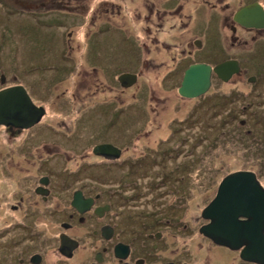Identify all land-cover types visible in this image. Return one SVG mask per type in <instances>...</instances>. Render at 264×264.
<instances>
[{"label":"flooded vegetation","instance_id":"af4514ba","mask_svg":"<svg viewBox=\"0 0 264 264\" xmlns=\"http://www.w3.org/2000/svg\"><path fill=\"white\" fill-rule=\"evenodd\" d=\"M9 1L24 5L34 14L43 13L46 6L43 0H0L2 4ZM143 1L147 13L136 11L132 14L139 25L144 23L143 50L137 51L128 62L137 65V69L116 72L113 82L119 84L114 95L117 100L126 89L142 81L143 69L156 73L159 67L160 70L170 67L158 77L160 86L177 84L178 104L185 99L196 100L190 103L192 109L186 110V121L207 118L209 112L217 111L215 99L223 95L213 90L220 83L231 80L235 89L221 100L223 106L229 99L234 101L228 112H232L233 124L235 121L237 124L239 113H246L250 118H264V94L257 92L262 99L235 105L242 92L252 96L256 95L253 91L258 87H264V22L243 24L236 14L240 8L254 3L264 10V0H199L212 11L222 12L229 38V46L212 47L203 55L202 41L198 38H190L179 47L162 39L165 24L181 14L184 2L189 0ZM176 1L178 8L174 11L176 6L171 5ZM64 2L58 1L59 9L64 7L71 11L74 8L70 7L71 2ZM96 5V10L94 4L86 7L91 24L100 18L102 11L106 18L101 22L121 15L119 0H101ZM231 5L235 6L232 11ZM252 14L250 20L264 16L258 12ZM173 46L177 51L174 49L175 53L170 54L169 62L156 59V53L162 52V48L172 51ZM97 48L93 46L88 51L89 71L76 73L74 91L61 87V91L51 96V104L56 107L54 115H50L47 104L41 103L39 106L45 112L37 123L0 125V264H260L244 259L241 248L219 244L203 230L210 223L204 209L216 196L219 185L213 194L206 189L205 176L190 174L197 162L193 166L183 165L186 173L173 172V152L184 144L175 147L172 141L174 131L180 127L172 123L169 127L151 124L137 128L133 135L130 127L106 125H99L94 131H78V107L103 95L101 90L104 93L113 90L100 70L113 67L107 58L109 53H101L100 57ZM120 57L125 59L124 53L121 52ZM229 59L238 61L239 69L228 80L213 72L206 93L197 97L179 93L190 65L208 63L215 66ZM123 72L135 74L136 80L123 79ZM6 79L1 75V88L7 86ZM57 80L61 83L64 79L57 77ZM246 82L251 85L249 91L243 88ZM241 83L242 88L238 87ZM91 86L96 90H91ZM207 96L212 99L211 103L206 101ZM154 97L152 93V103L167 99L157 98V101ZM102 116L98 111L97 118ZM245 121L239 120L240 124ZM155 122H158V115ZM226 122H229L227 118ZM153 129L157 131L155 136ZM219 129L218 134L225 132ZM114 130L118 131L112 132ZM243 134L249 135L250 131ZM169 160L171 165L167 163ZM260 164L264 165V153ZM192 177L210 199L195 219L190 218L189 201L194 195L190 186ZM212 177L210 180L215 178Z\"/></svg>","mask_w":264,"mask_h":264},{"label":"rangeland","instance_id":"374dc122","mask_svg":"<svg viewBox=\"0 0 264 264\" xmlns=\"http://www.w3.org/2000/svg\"><path fill=\"white\" fill-rule=\"evenodd\" d=\"M43 1L46 6L43 7L44 11L41 14H34L18 3L9 1L2 4L0 2V89H2L1 75H5L7 78L5 85L12 83L24 85L30 91L35 103L47 104L50 107V115H54L56 107L51 104V96L53 93H58L61 87L70 92L74 91L75 81L73 79L76 73L89 71L88 51L91 47L98 46L97 51L100 57L101 53L105 55L109 53L107 58L111 60L110 63L114 67L106 70L100 69L104 72L113 90L106 93L101 90L100 93L103 95L91 102H84L78 107V131H94L99 125H106L115 128L130 127L129 132L133 135L140 127H150L151 124L169 127L172 123V126L180 127L174 131L172 138L175 142L174 146L177 147L179 143L184 142L179 149L173 152L174 167L172 169L174 173H186L183 165L193 166L192 164L197 162L190 174L199 173L205 176L208 182L206 189L207 191L212 190L213 194L217 191L221 179L235 170L255 171L264 185V165L260 164L262 153H264L261 151L264 150V118H250L246 117V113H239L237 124L236 121L235 125L233 124L232 112H228L231 111L234 101L229 99L226 106H223L224 102L221 98L230 96L236 86L234 81L220 83L217 88H214L213 91L216 94L223 95L215 99L217 111L209 112L207 118L199 117L189 122L185 119L188 115L186 110H191L190 103L196 100L185 99L184 103L178 104L177 84L173 87L170 84H164L161 87V82L158 81L160 79L158 77H162V74L166 73L170 67L164 70H160L159 67L156 73L143 69L141 82L126 89L119 100L114 97L115 89H119L118 82L116 85L113 82L116 72L119 70L130 72L133 71L132 69H137V65L128 62L135 57L137 51L143 50L142 39L146 37L143 29L144 23L141 26L132 17L136 11L147 13L143 0H119L122 5L119 17L109 22H101L103 18H106L102 11L100 18L96 19L94 24L88 20L89 10L86 7L94 4L96 10L98 7L96 3L101 0H85L84 2L65 0L64 4L71 2L75 5L70 6L74 7L71 11L64 7L62 10L59 9V0ZM178 1L173 2L171 7H175ZM77 4L80 5L76 9ZM82 4L86 6L82 8ZM177 8L176 6L174 11ZM234 8L235 6L231 5L230 10ZM165 25L166 28L161 34L163 41L179 47L181 43L190 38H198L203 45L201 55L211 51L212 47L229 46L228 31L222 12L212 11L209 6L202 4L199 0L184 2L181 14L176 15ZM99 26H101L100 29ZM174 46L172 51L162 48V52L156 53L158 54L155 56L156 59L160 58L169 62L170 54L175 53L174 49L177 51ZM121 52L124 53L125 59L120 57ZM54 67L60 69L55 70ZM57 77L64 79L63 82L60 83ZM246 83L244 87L242 83L238 87L249 91L251 85ZM92 89L96 90L95 87ZM254 92L256 95L252 96L242 92L244 96L240 95L235 105H246V100L262 99L264 87L260 86ZM257 92L262 95L257 96ZM85 93L86 91L83 90L82 94ZM152 93L155 100L165 97L167 99L163 102L154 101L152 103ZM208 97L205 99L211 103L212 99L209 100ZM239 110L241 111L242 108L240 107ZM98 111L102 112L101 119L97 118ZM156 115H158V122H155ZM226 118L229 122H226ZM241 119L246 120L244 124H240ZM220 127L225 131L222 134L220 132L218 134ZM186 129L189 131L186 132ZM115 131L118 130L112 132ZM151 131L155 136L156 129ZM245 131H250V134L244 135ZM181 158L183 160L179 161ZM167 163L172 164L170 160ZM212 176L215 178L210 180ZM192 179L190 186L194 195L189 201L190 218L195 219L201 207L210 199L198 187L197 179L194 180V177Z\"/></svg>","mask_w":264,"mask_h":264},{"label":"water","instance_id":"95a60500","mask_svg":"<svg viewBox=\"0 0 264 264\" xmlns=\"http://www.w3.org/2000/svg\"><path fill=\"white\" fill-rule=\"evenodd\" d=\"M259 10V11H258ZM264 15L258 3L240 8L236 18L243 24L264 22V16L249 19L250 15ZM239 69L238 61L226 60L215 66L194 63L184 74L179 93L197 97L208 91L212 73L228 80ZM122 78L136 80V75L122 74ZM24 85L17 84L0 89V125L31 126L44 114ZM210 223L203 229L219 244L242 249L241 256L264 264V185L253 170H236L221 181L213 200L204 209Z\"/></svg>","mask_w":264,"mask_h":264}]
</instances>
